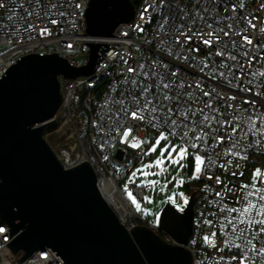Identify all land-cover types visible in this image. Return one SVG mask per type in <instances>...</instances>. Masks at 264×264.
I'll return each instance as SVG.
<instances>
[{
    "label": "built area",
    "instance_id": "built-area-1",
    "mask_svg": "<svg viewBox=\"0 0 264 264\" xmlns=\"http://www.w3.org/2000/svg\"><path fill=\"white\" fill-rule=\"evenodd\" d=\"M89 1L51 0L52 4H58L54 11L63 12L64 15L53 16V19H58L60 22L48 23L49 33L41 35L38 29L44 25L37 17L29 18L37 29L30 32L25 31L28 27L25 21L18 19L24 15V9L29 7L26 0H0V3L4 5L0 8V24L4 25V28L0 29V78L20 57L29 54L52 55L54 52L68 59L74 66H83L88 61L78 63L76 59L82 55H90L89 43L103 44V51L92 75L76 79L59 77L62 102L54 118L57 127L46 132L44 138L66 168L74 167L84 161L92 166L97 176L100 193L103 198L107 196L111 200L110 204L107 200L106 202L115 211L123 225L128 229L136 225L148 226L167 243L173 245L180 244L158 224L153 225L147 222L143 215L133 208L120 183L133 173L142 159L148 156L153 143L161 133L177 141L180 146L187 147L185 141L179 138L184 129H178L177 135L173 137L167 126L153 127L147 120H133L123 113L118 115L121 107L118 101L127 97L131 102L124 81L126 78L130 80L134 74L128 73L127 69H139L141 64L147 68L155 63L156 70L159 72L168 74L176 72L175 78L166 75V79H175L177 85L183 81L185 85L193 84L194 86L199 81L205 91L215 89L213 108L218 109L217 119L232 120L243 117V122L236 134L239 145L233 151L240 152L245 159L224 155L225 151L231 147L226 137V133L231 132V128L227 126L220 128L219 125H214L218 129L215 135L225 137L223 143L212 147L216 142L209 138L207 144L194 141L198 144V148L188 149L200 154L205 164L200 177L199 198L195 206L192 233L188 243L183 247L191 253L192 264H217V262L219 264H239V260L242 259L241 249L245 246L242 239L236 238L239 232L229 234L231 226L227 225V221L236 217V226L248 229L244 234L247 237L249 233L259 230L258 226L252 227L248 224L249 218L259 220L264 219V215H257L256 209H253L249 216H240L238 211L229 212L227 209L247 208L248 201L257 206L261 203L258 195L248 196L247 193L255 192L256 189L264 192V134L250 132L247 117L251 112L237 111L235 106L239 105L240 109H251L252 105L244 104V101L255 100V107L264 112V77L260 76V73H264V60L258 59L249 70L256 74L255 77L249 75L241 78L239 82L235 79L229 82L221 77L212 79L209 74H206L208 69L201 72L196 66V61L204 60L210 52L213 55L205 62L209 65L213 60L218 62L220 58L214 55L217 50L216 46L209 49L199 42L189 44L188 47H200L199 52L190 54L196 58L195 60L183 61L170 56L167 49L171 45L161 44L158 36H163V33H158V25L162 16L167 15L170 17L167 25L169 34L174 35L173 23L182 22L183 12L179 9L192 10L193 0H168V3L172 5L171 9L161 8L160 0H144L140 9H136L133 20L120 24L111 37L91 39L86 34V11ZM21 3L24 5L23 8L20 7ZM42 3L48 6V0H42ZM204 6L210 7V5ZM214 7L216 13L222 17L235 16V19L231 21L225 19V26L231 23L234 28L243 30L248 20H251L257 28L248 27L247 32L243 34L253 39L254 45L264 46V32L259 31L261 27H264V0H242V6L241 0H219ZM225 8L228 9L227 12L224 11ZM9 17L13 19L9 20ZM243 17L247 19H242ZM163 38L169 39V37ZM232 38L237 42L242 39L239 35H233ZM246 47L255 52L257 58L264 55V47L258 49L252 45ZM174 50L184 51L179 49V46H175ZM241 51L239 47L231 48V54L237 55L243 61L240 57ZM227 63L234 64L235 62L227 61ZM161 65H167V67L164 68ZM249 79L253 81L252 84L247 83ZM146 82L154 84L155 78ZM241 88H249L251 91H241ZM190 90L187 87L183 89L184 92ZM195 92L201 95L204 102L209 100V97L203 96L200 89H195ZM257 92L262 95L257 96ZM134 94L138 96L139 92ZM230 96H235L236 99L229 100ZM79 102L88 115L89 128L86 134L79 130L74 113V105ZM228 104L234 107L229 109ZM193 107H203V104L198 101ZM162 123L161 121V125ZM256 127H260L259 121ZM129 129L131 131L125 139L123 133ZM149 132H153L155 136V140L151 142L148 141ZM245 132L248 135H245ZM192 135L189 133V136ZM133 138L139 141V147L131 146L135 142ZM119 152H123L121 159L117 157ZM209 159L212 161L211 165L208 163ZM229 160L232 161L231 165L228 164ZM238 164L240 167H237ZM256 167L260 171V176L258 181L253 183L251 174ZM233 172L235 175L232 174ZM209 176L211 179L208 178ZM217 177L220 178V183H217ZM132 189L139 200L145 204L146 193L153 190V187L148 186L141 189L132 186ZM226 189H235V191ZM217 192H221L222 195L217 196ZM241 220L244 222L241 223ZM0 228L4 229L0 232V264H65L49 247L38 250L21 262L20 259L25 253L20 251L14 254L7 246L12 239L10 228L2 222L1 218ZM205 237H208L207 242ZM228 241L241 245V249L227 246ZM253 243L257 247L264 245V234L253 239ZM249 255L254 256L253 253ZM260 259L261 257L254 256L251 262L246 261L245 264H258Z\"/></svg>",
    "mask_w": 264,
    "mask_h": 264
},
{
    "label": "water",
    "instance_id": "water-1",
    "mask_svg": "<svg viewBox=\"0 0 264 264\" xmlns=\"http://www.w3.org/2000/svg\"><path fill=\"white\" fill-rule=\"evenodd\" d=\"M138 2L90 0L87 36L111 37L133 20ZM89 46L86 65L74 66L54 52L29 54L0 78V218L10 228L7 246L25 253L21 262L49 247L65 264H192L183 245L192 233L195 194L183 211L167 205L159 219V227L180 245L145 225L128 229L100 193L92 166L84 161L66 168L44 138L57 127L59 77L95 72L104 45Z\"/></svg>",
    "mask_w": 264,
    "mask_h": 264
},
{
    "label": "snow or ice",
    "instance_id": "snow-or-ice-1",
    "mask_svg": "<svg viewBox=\"0 0 264 264\" xmlns=\"http://www.w3.org/2000/svg\"><path fill=\"white\" fill-rule=\"evenodd\" d=\"M219 0H193V8L192 10H187L186 8H180L179 11L183 12L181 16V23L176 24L173 23L174 35H170L167 25L170 17L167 15H163L161 21L158 25V33H163V36H158L161 41V44H170L171 46L167 49L168 54L170 56H174L177 59L188 61L189 59L195 60V57H192L190 54L193 52H199L200 47H188L189 44L194 42H199L206 48L217 47L214 55L219 57L220 60L217 62L215 60L212 61L211 65L206 63L205 61L210 59L213 53H209L208 57H205L204 60H197L196 66L199 67L201 72H205V69H208V73L212 79H216L217 77L224 78L229 80L232 79L239 80L243 77L251 75L255 77L254 72H250L249 70L253 67L254 62L259 60H264V55H261L259 58L255 55V52L248 49L246 46L252 45L254 48L264 47L253 44V39L249 36L244 35V32H247L248 27L253 29L257 28V25L252 23L251 20H248L247 26L240 30L238 28H234L233 24L228 23L225 26V19L231 21L235 19V16L222 17L215 11V5H217ZM26 3L29 5L27 9H24V15L18 17L19 20L25 21L28 25L25 28V31H35L36 26L30 22V17H37L43 23V27H40L38 30L41 35H47L49 33V29L47 27L48 23L57 24L60 21L58 19H53V16H63V12H56L54 9L58 7V4H52L51 0H48V6L46 7L42 0H26ZM198 5V6H197ZM204 5H210V7H205ZM4 5L0 3V8ZM160 6L169 7L171 9L172 5L168 3V0H160ZM242 6V0H241ZM21 8L24 7L23 3L20 5ZM78 7V5H77ZM147 8L145 9V12ZM225 12L228 11L227 8L224 9ZM233 12H235V8H233ZM13 17H9V20H12ZM173 20L175 18H172ZM242 19H247L243 17ZM4 25L0 24V29H3ZM259 31L264 32V27H261ZM233 35H239L242 37L240 42H237L233 39ZM163 37H169L168 40H165ZM31 38V37H30ZM227 38V39H225ZM175 46H179V49L184 50L176 51L174 50ZM239 47L242 49L240 52V57L243 58L241 61L237 55L231 54V48ZM227 49V51H226ZM227 61H233L234 64H228ZM166 68L167 65H161ZM227 69L228 71H224ZM128 73L134 74L133 77L129 79H125L124 84L128 90V93L131 97V102H129L127 97L122 98L118 101L121 105L118 115L120 113L125 114V116H130L133 120L144 121L147 120L153 127L167 126L171 132L170 134L175 137L177 135L178 129H184V131L180 134L179 138L182 141H185L187 147L181 145H171V150L168 151V145L164 148H161V158H158L155 161L157 166L164 163V153L167 151V159L173 164H179L180 160H182L185 155L188 153V149H196L198 148V144L194 141H199L203 144H207L209 138H211L216 143L212 145L215 147L216 144L223 143L225 137L217 136L215 133L217 132V128L214 125H219L220 128H224L225 126L231 128V132L226 133V137L231 144V147L225 151V156H235L239 159H245L244 156L241 155L240 152L233 151L239 145V139L236 138V134L240 129L241 123L243 122V117L234 118L232 120H223L217 119L218 109L213 108V93L215 89L211 91H205L201 86V83L197 81L195 85L188 84L185 85L183 81L176 84L175 79H166V75H171V77L175 78L177 76L176 72H171L170 74L165 72H159L156 70L155 63L152 66L145 67V65L141 64L139 69L128 68ZM260 76L264 77V73H260ZM155 78V83H150L146 81H151ZM252 80H247L248 84H252ZM187 87L191 89L188 92H184L183 89ZM200 89V92L204 97H209L207 102H204L201 95L195 92V89ZM241 91H251L249 88H241ZM139 92V95H135L134 93ZM174 93V94H173ZM257 96L262 95L257 92ZM123 96V94H122ZM222 98V97H220ZM229 100H235V96L228 97ZM199 103L203 104V107H193L194 104ZM244 104L252 105L251 109H240L239 105H236L237 111L251 112V114L247 117L248 120V128L250 132H260L264 134V112H261L259 109L255 107V100H245ZM227 107L232 109L234 105L228 104ZM131 109V110H130ZM202 118V119H198ZM161 121L163 122L161 125ZM257 121L260 122V127L257 128ZM131 129L126 130L123 133L125 139L128 138ZM189 133H192V136H189ZM248 135L247 132L244 133ZM167 137L164 133H161L157 144H159L160 140H166ZM135 141V138H133ZM132 147H139V141H135ZM152 151L156 150V146L154 145L151 149ZM173 153H175V157H173ZM195 177L198 178L201 174V166L205 164L204 158L196 154L195 155ZM209 165H211L212 161L209 159ZM228 164L231 165L232 161L229 160ZM183 167V165H180ZM145 167H152V165H146ZM221 167H225L221 165ZM237 167H240L238 164ZM227 171V169H225ZM138 172H143L142 169H138ZM147 175L148 173H144ZM235 175V173H232ZM136 173H133L135 176ZM260 175L259 170L257 171V176ZM211 179V176L208 177ZM217 183H220V178H216ZM247 187V186H243ZM230 191H235V189H226ZM127 195L132 202L135 204L136 201L132 197V193L128 192ZM217 196H221V192L216 193ZM248 196L258 195L261 203L259 206L253 204L251 201H248V207L242 208L240 210L237 209H227L229 212H239L240 216H249L253 209H256L257 215H264V192H261L260 189H256L255 192H248ZM138 207V205H137ZM236 217L227 221V225L231 226V232L234 234L239 232V236L237 239H242L244 248L241 249V245L235 244L233 241H228L227 246H234L238 249H241L242 259L239 260V264H245L246 261L251 262L254 259V256H259L261 259L258 261V264H264V245L257 247L253 243V239L259 237L261 234H264V219H255L250 217L248 220V224L252 227L258 226V232L249 233L246 237L244 234L248 231L247 228H238L236 226ZM241 223L244 221L241 220ZM4 229L0 228V232H3ZM215 235V234H213ZM205 241H208V237H205ZM249 253H253L254 256H250ZM235 259V257H233ZM219 264V262H217Z\"/></svg>",
    "mask_w": 264,
    "mask_h": 264
},
{
    "label": "rangeland",
    "instance_id": "rangeland-1",
    "mask_svg": "<svg viewBox=\"0 0 264 264\" xmlns=\"http://www.w3.org/2000/svg\"><path fill=\"white\" fill-rule=\"evenodd\" d=\"M143 3L144 0H141L138 10L143 5ZM88 59V55H82L76 59V62L82 63L88 61ZM74 107L78 110L76 104ZM84 129L82 131L83 134L85 131ZM165 136L167 137L166 140H160L159 144H157V139L153 143L152 147L155 145L156 150H150L148 156L139 162L136 169L133 171V173H136V175L133 176L132 173L120 183L121 188L123 189L133 208L138 213L142 214L147 222L153 225H157L159 223L160 216L167 205H171L179 211H183L186 208L191 196L188 195L186 186L190 185L192 189L199 188L200 177L202 175L203 165L201 166V174L199 177L194 178L196 175L195 155L198 153H194L189 150L185 157L180 160L179 164H173L167 159V151L164 153V163L159 166L155 164V161L158 158H161V148H164L166 145H168V151H170L171 145H176L178 147L180 146L177 141L170 139L166 134ZM153 140H155V136L153 135V132H149L148 141L151 142ZM175 155L176 154L173 153V157H175ZM181 164L183 167L180 166ZM146 165H152V167H145ZM138 169H142L143 172H138ZM258 170V167H256L252 171L251 182L253 183H256L260 176H257ZM144 173L148 174L145 175ZM132 186L141 189H145L148 186L153 187V190L146 193L145 204H143L136 196ZM128 192L132 193V197L136 201L135 204L127 195ZM195 197L197 196L195 195Z\"/></svg>",
    "mask_w": 264,
    "mask_h": 264
},
{
    "label": "trees",
    "instance_id": "trees-1",
    "mask_svg": "<svg viewBox=\"0 0 264 264\" xmlns=\"http://www.w3.org/2000/svg\"><path fill=\"white\" fill-rule=\"evenodd\" d=\"M140 2L141 0H139L138 3H135V8L138 9L139 6H140ZM76 106L78 107V110L74 107V113H75V116H76V120H77V125H78V128L79 130L82 132L83 129L85 130L84 131V134H86L88 132V128H89V121H88V115L87 113L84 111L83 107H82V104L81 102L79 103H76ZM200 188V187H199ZM199 188H195V189H192L190 187V185H187L186 186V189H187V192H188V195H192V194H195L197 197V200L199 198Z\"/></svg>",
    "mask_w": 264,
    "mask_h": 264
},
{
    "label": "bare ground",
    "instance_id": "bare-ground-1",
    "mask_svg": "<svg viewBox=\"0 0 264 264\" xmlns=\"http://www.w3.org/2000/svg\"><path fill=\"white\" fill-rule=\"evenodd\" d=\"M104 198H105V200H107V202H109V204L111 203V200H110V199H108V197H107V196H104Z\"/></svg>",
    "mask_w": 264,
    "mask_h": 264
}]
</instances>
